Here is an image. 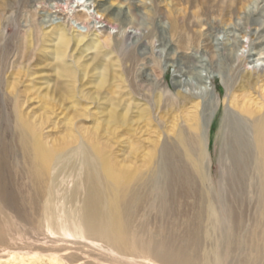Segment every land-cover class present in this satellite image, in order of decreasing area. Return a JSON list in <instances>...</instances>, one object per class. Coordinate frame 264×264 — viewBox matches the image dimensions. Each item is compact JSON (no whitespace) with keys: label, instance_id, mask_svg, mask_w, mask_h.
I'll return each mask as SVG.
<instances>
[{"label":"rangeland","instance_id":"1","mask_svg":"<svg viewBox=\"0 0 264 264\" xmlns=\"http://www.w3.org/2000/svg\"><path fill=\"white\" fill-rule=\"evenodd\" d=\"M65 1L0 0V221L10 240L0 245V264H164L152 257L114 261L107 244H91L80 224V161L73 171L59 164L53 226L13 201L11 167H22L21 154H11L20 150L19 119L57 156L84 145L132 183L160 166L164 147L184 152L180 135L190 137L200 125L203 150L195 163L187 157L176 166L195 180L193 192L172 183L165 212L160 196L147 194L154 206L135 212L134 245L148 250L165 241L196 264H264V178L246 127L264 116V70L254 68L264 64V45L255 63L245 61L264 41V0H95L94 24L74 13L87 11L88 0H69L71 20H58L52 7L66 8ZM182 72L190 86L176 87ZM200 74L209 95L198 90ZM115 113L128 114L129 124L115 122ZM74 188L79 195L68 202Z\"/></svg>","mask_w":264,"mask_h":264},{"label":"bare ground","instance_id":"2","mask_svg":"<svg viewBox=\"0 0 264 264\" xmlns=\"http://www.w3.org/2000/svg\"><path fill=\"white\" fill-rule=\"evenodd\" d=\"M88 1L91 3H88V5L85 6V9H88L87 11L78 10L74 13H84L87 16V19L92 21L90 23L94 24L97 22L95 14L99 13V10H97L99 8V4H97L95 0L93 2L91 0ZM65 6L66 8L64 5H59L58 3L52 8H56L53 13L56 14V18L58 20L68 22L71 20L70 17H72L66 12L68 10L69 0L65 1ZM78 7L79 6L76 8ZM92 9L93 11H91ZM107 13L109 14L111 12L108 11ZM102 16L105 17L104 14ZM74 19L76 20V18ZM81 24L88 29L90 28L85 22L84 24L81 22ZM105 27L107 29L109 24H106ZM259 37L261 36L258 34V38ZM236 43L237 44L234 47L237 48L238 46H241V41L239 39L236 40ZM65 44L66 43H64V48ZM256 45L257 46L253 49L254 53L250 54L249 52L248 56L245 58V61L248 63H255L253 58L260 54L261 50L259 47L264 45V41L261 40ZM60 52L59 54L62 56L64 52ZM171 60L169 61L171 62ZM254 68L264 70V64H260L259 66L257 65ZM180 77L181 80L175 83L176 87L181 88L183 86H190L191 80L187 82L182 80V78L187 77L186 72H182ZM199 77L201 78L199 81L205 84L202 88L199 87L198 90H200L201 93L209 95L208 90L210 89L207 86L208 82L204 81L205 78L203 75L200 74ZM104 83H107V77L104 78ZM201 93L198 92L197 94ZM260 111L261 108L259 109V112ZM112 118L121 126H127L129 124L128 114L118 116L115 113L112 115ZM246 127L253 131L255 137L254 140L258 148V159L261 162L258 164V167L264 178V116L255 119V121L251 124V127L247 125ZM201 131L200 125L197 124L195 133H192L193 135L190 137L180 135L179 143L182 145L184 152L179 151L180 149L177 148H171V146L164 147L162 150V161L161 164H159L160 166H158L156 162L155 168L150 170L151 172L148 176L139 182L132 183L133 178L127 180V178H124L123 176L125 174L120 170L116 171L107 159H105V161L104 159L102 160L101 153L99 151L94 152L84 145H82L80 149H75L72 152L70 151L65 154L62 153V155L57 156V152L54 151L52 153L53 150H48L44 147L40 140L34 138L24 124V120L19 119L16 123V139L14 136V141L17 140L20 150H15L13 148L11 150V154H13V156L19 153L21 154L22 157L20 163H22V167L21 164L11 167V181L13 184L12 199L13 201L21 200L22 202L27 203L28 206H30V211L32 213H36L38 211V213H41L42 216L48 218L53 226L54 224L52 220H54V203L56 200L55 182L57 181V175L61 169L59 164L66 162L68 166H66V171H73L75 163L80 161L85 171L84 175L86 186L80 224L84 227V231L86 233L85 235L88 240L91 241L92 245L97 246L94 241L102 242V244L104 243V246L107 244L109 257L114 261H125L126 257H152L158 261H162L164 264H196L190 255L186 253V250L174 249L167 245L165 241L160 242L154 249H139L138 243L136 242V245H134L135 241H133L131 238L132 236H130V228L135 212L140 206L143 207L146 205L149 209L154 206V202L152 203L149 197L147 198L149 194L160 196L161 201H159L161 209L162 212H165L168 207V190L171 188L172 183L180 186L181 189L189 195L193 192L196 184L195 180L188 174L187 169L182 167L177 168L176 166L178 165L177 163H180L187 157L192 159L193 163H195V159H193V157L197 155L198 151L201 152L203 150V138L201 136ZM242 135L243 134H241V137ZM197 163L198 164L195 165L196 171L198 172V176L202 178L201 161H197ZM173 172L174 174L172 175ZM161 175H165V180L163 182H160ZM5 181L6 177L4 174L0 173V184H3ZM62 186L63 185L61 184V187ZM59 189L61 190V188ZM0 195L2 196V191H0ZM78 195L79 194L76 188L70 190L67 196V201L73 202ZM112 203L115 204V206H113ZM43 219L45 220V218ZM1 223L2 222L0 221V245L8 246L10 245V240L7 237L5 229L2 228ZM10 228L12 229L13 226H10ZM69 233L70 232L66 230V234ZM99 246L100 245H98V247Z\"/></svg>","mask_w":264,"mask_h":264}]
</instances>
